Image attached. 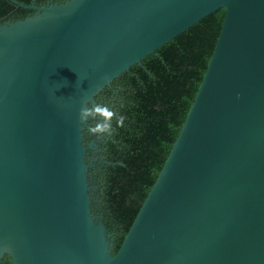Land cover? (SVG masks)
Wrapping results in <instances>:
<instances>
[{"label": "water", "instance_id": "obj_1", "mask_svg": "<svg viewBox=\"0 0 264 264\" xmlns=\"http://www.w3.org/2000/svg\"><path fill=\"white\" fill-rule=\"evenodd\" d=\"M7 1L36 14L0 24V264H264V0ZM218 10L194 100L113 253L80 109Z\"/></svg>", "mask_w": 264, "mask_h": 264}, {"label": "trees", "instance_id": "obj_2", "mask_svg": "<svg viewBox=\"0 0 264 264\" xmlns=\"http://www.w3.org/2000/svg\"><path fill=\"white\" fill-rule=\"evenodd\" d=\"M15 1L36 6L44 2ZM33 13L0 0V24L10 18V23L23 20ZM223 17L224 10L210 14L100 93L109 97L111 89L114 91L111 110L116 114L112 120L115 131L111 137H102L103 162L96 169V204L91 202V208L102 216L111 235L113 253L120 247L177 138L212 56ZM119 116L124 120L118 127ZM1 264L11 261L5 256Z\"/></svg>", "mask_w": 264, "mask_h": 264}, {"label": "clouds", "instance_id": "obj_3", "mask_svg": "<svg viewBox=\"0 0 264 264\" xmlns=\"http://www.w3.org/2000/svg\"><path fill=\"white\" fill-rule=\"evenodd\" d=\"M115 115L114 111L108 105L100 103H86L81 107L79 112L81 127L84 128L87 125L86 128L90 134L101 137L105 135L111 137L113 135L115 130L112 126V120ZM116 119L117 126H122L124 117L119 116ZM89 120H91V123H89ZM93 121L95 123H92Z\"/></svg>", "mask_w": 264, "mask_h": 264}, {"label": "flooded vegetation", "instance_id": "obj_4", "mask_svg": "<svg viewBox=\"0 0 264 264\" xmlns=\"http://www.w3.org/2000/svg\"><path fill=\"white\" fill-rule=\"evenodd\" d=\"M67 0H44V2H42V4L38 7H47L48 5H51V4H61L63 2H65ZM35 5V4H33ZM36 6V5H35ZM36 13L34 12L33 14H30V16H34ZM13 18H10V19H5L2 21L1 25L2 24H7V23H10V21L12 20ZM111 92L112 94L109 96V97H105L106 95H98L97 98H96V103H100V104H106L109 106V108L111 109L112 107V102H111V99L113 97V94H114V91L113 89H111ZM91 123V121H90ZM92 123H95V121H93ZM85 135L86 137H84V141L87 139H89L88 143L85 144V146H87L90 142H95L96 143V150H87V156H86V161L88 164H91L92 167L89 169V173H88V179H89V185L90 187L92 188L90 193H91V197H92V202H95V197H94V192L96 190V187L97 185L95 184L96 183V179L94 178L95 175H96V169H98V165H100L102 162H103V158H102V147H101V142L103 141L102 140V137L99 136V135H93V134H90L88 132V130H86L85 132ZM93 211H95L93 209ZM94 215H101L99 214L98 212H93Z\"/></svg>", "mask_w": 264, "mask_h": 264}]
</instances>
